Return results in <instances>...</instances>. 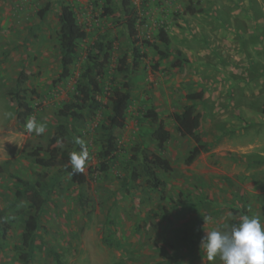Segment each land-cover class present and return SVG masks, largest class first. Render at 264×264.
<instances>
[{"label": "rangeland", "instance_id": "obj_1", "mask_svg": "<svg viewBox=\"0 0 264 264\" xmlns=\"http://www.w3.org/2000/svg\"><path fill=\"white\" fill-rule=\"evenodd\" d=\"M110 2L113 16L105 13L108 0H0V264H23L17 247L31 207L17 198L21 187L14 177L50 187L31 264H206L200 247L206 231L223 229L240 214L258 213L264 220V0H132L138 37L164 49L157 34L165 29L168 47L189 63L179 68L174 57L159 60L152 47H142L146 58L127 76L115 75L119 59L131 51L127 19L121 0ZM63 5L73 8L88 34L68 78H60L57 44ZM101 41L115 46L103 83L106 97L110 81L136 86L126 127L115 132L114 165L102 174L96 129L104 116L74 121L59 115ZM15 89L29 91L31 115L47 124L43 135L24 132L11 95ZM198 92L203 99H187ZM191 103L202 114L198 134L207 150L188 164L196 143L178 132L174 115ZM152 108L171 134L161 146L151 137L155 125L145 118ZM60 132L69 134L55 147L73 145L70 135L88 145L84 185L73 183L61 167L38 166L32 156L38 150L48 158L50 140ZM143 154L171 163V173L157 171L166 184L161 190L143 175L132 180L133 171L141 172ZM164 212L169 216L150 218ZM205 216L212 222L206 225Z\"/></svg>", "mask_w": 264, "mask_h": 264}, {"label": "trees", "instance_id": "obj_2", "mask_svg": "<svg viewBox=\"0 0 264 264\" xmlns=\"http://www.w3.org/2000/svg\"><path fill=\"white\" fill-rule=\"evenodd\" d=\"M124 13L126 15V27L129 38L130 53L124 54L119 59L115 75L127 76L135 71L142 59L146 58L145 53H142V47H152L158 54L159 60L174 57L177 67L181 68L188 63L180 50L171 51L168 47L170 45V38L165 29L158 30L157 39L161 42L164 49L150 43L149 41H142L138 37V29L136 28L138 14L132 6V0H121ZM112 2L108 0V6L105 8L107 16H113L115 10L112 8ZM50 5H47L39 13L41 18L49 12ZM128 17V18H127ZM60 30L58 32V41L60 59H61V75L60 78H68L71 75L72 66L77 59V51L81 42L88 38V34L79 25L73 8L69 5H63L60 13ZM94 51L91 52L87 58V63L84 66L76 83V88L73 96L66 102L63 108L59 111V115L67 120L87 121L92 120L99 113L104 116L103 122L96 129L98 134V143L100 149L97 153V172L107 173L114 165V158L119 151L118 139L116 136L117 130H122L126 127V116L129 104L132 98V92L135 89V84L128 80L124 83H116L110 81L111 92L108 97L104 92L103 83L109 76L110 66L112 64V57L115 51V46L112 41L104 43V41L97 42L94 45ZM36 95L35 91L30 92ZM29 91L27 89H15L11 95L18 105L17 119L21 123H25L26 119L31 115L33 109L28 102ZM103 98L108 99V104H104ZM188 100L203 99V92L191 93L187 95ZM145 118L150 120L154 126L152 131V139L158 142V145L166 144L171 139V134L165 127L164 121L159 117L158 112L152 108L147 111ZM177 123V130L183 136L193 138L196 145L192 149L187 163L191 164L197 157L205 152L207 149L201 143L199 137V130L202 124V114L196 112V105L194 103L187 104L183 107L181 113L174 115ZM69 133L60 132L53 136L50 140V155L44 159L40 155V151H34L32 156L35 157L36 164L43 168H53L55 166L61 167L62 172L69 176L73 183L77 185H84L88 182L86 174L70 175L72 168L69 164V154L72 151H79L80 149H73L76 143L74 138L70 135L69 139L73 145L67 146L65 149L55 147L58 140H62ZM140 163L141 172L133 171L132 180H138L141 175L147 179V184L155 189L161 190L165 187V182L158 176L157 171L161 170L165 173L172 172V165L168 159L158 154L148 155L143 154L142 158L138 160ZM2 169L0 168V173ZM21 189L17 191L16 196L19 200L26 199L31 207V214L25 224V232L21 247L20 260L23 264H31L34 258L35 240L40 231V218L44 212L47 204L46 195L50 192L49 185L44 184V181L31 182L20 177H14ZM123 187L128 186L127 181H122ZM179 202L176 204L178 205ZM81 205H84V199L81 196ZM169 216L167 212L164 214L154 213L150 218L163 219ZM3 218V213L0 212V219Z\"/></svg>", "mask_w": 264, "mask_h": 264}, {"label": "clouds", "instance_id": "obj_3", "mask_svg": "<svg viewBox=\"0 0 264 264\" xmlns=\"http://www.w3.org/2000/svg\"><path fill=\"white\" fill-rule=\"evenodd\" d=\"M12 117V113H7ZM47 124L31 115L26 119L24 132L27 135L41 136L46 132ZM80 150L69 154V164L72 168L70 175L83 174L88 161L91 159L87 143L81 138L74 141ZM58 144L62 141L58 140ZM232 214L230 213L229 216ZM205 224L212 222V217H203ZM201 251L206 264H264V220L260 214H240L234 223L223 229L214 228L206 231L201 240Z\"/></svg>", "mask_w": 264, "mask_h": 264}, {"label": "crops", "instance_id": "obj_4", "mask_svg": "<svg viewBox=\"0 0 264 264\" xmlns=\"http://www.w3.org/2000/svg\"><path fill=\"white\" fill-rule=\"evenodd\" d=\"M188 63H189V60H188Z\"/></svg>", "mask_w": 264, "mask_h": 264}]
</instances>
